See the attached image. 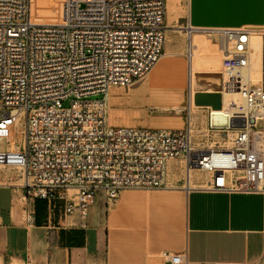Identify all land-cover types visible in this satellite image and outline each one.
<instances>
[{
    "label": "built area",
    "instance_id": "1",
    "mask_svg": "<svg viewBox=\"0 0 264 264\" xmlns=\"http://www.w3.org/2000/svg\"><path fill=\"white\" fill-rule=\"evenodd\" d=\"M166 2L64 0L57 23L35 24L30 0H0V140L8 141L23 115V146L7 147L0 165L19 172L27 198L57 196L67 202L68 214L85 219L97 192L114 203L123 190L165 187L170 160L183 161L185 176L203 172L205 191L264 196V26L209 32L221 54L218 93L233 98L218 114L227 126L208 128L236 131L230 148L196 147L189 125H109L107 91L133 86L163 55ZM256 29L262 40L259 82L252 80ZM98 95L101 100H86ZM220 110H209L208 117ZM162 257L170 264H227L191 262L186 254Z\"/></svg>",
    "mask_w": 264,
    "mask_h": 264
},
{
    "label": "crops",
    "instance_id": "2",
    "mask_svg": "<svg viewBox=\"0 0 264 264\" xmlns=\"http://www.w3.org/2000/svg\"><path fill=\"white\" fill-rule=\"evenodd\" d=\"M182 4L167 0L166 29L175 26ZM185 19L188 31L209 37L213 30L259 28L264 0H186ZM173 44L170 51L180 57ZM173 161L181 160L168 161L167 185L175 181L166 177ZM0 179V264H170L164 253L186 254L191 262L264 264L261 194L205 191L199 178L196 188L123 190L114 203L105 201L106 217L101 211L100 220L89 221L68 214L57 196L27 198L20 178L0 170Z\"/></svg>",
    "mask_w": 264,
    "mask_h": 264
},
{
    "label": "bare ground",
    "instance_id": "3",
    "mask_svg": "<svg viewBox=\"0 0 264 264\" xmlns=\"http://www.w3.org/2000/svg\"><path fill=\"white\" fill-rule=\"evenodd\" d=\"M60 0H30V19L32 23L35 24H55L58 22L60 13H62ZM40 16L49 18L48 21L40 19ZM52 16L56 18L54 21ZM170 25V23H169ZM258 28V27H257ZM167 30V29H166ZM165 30V32H166ZM251 36V54H252V63H253V82H259L261 76V35L259 30L256 29ZM189 31L188 44L186 46V56H191V59L187 58V65L185 62H179L178 60L172 58L173 55L170 50L173 43L177 39L176 35H173V31L166 32V53L161 56L159 61L156 63V67L147 75L139 86L133 88L128 94L116 89H109L106 94V110L108 114V122L111 126L119 127H145L150 126L157 129H181L183 128L182 122L174 119H150L145 111L147 103H150L155 109H160L166 111L168 107L176 106L181 104V101L185 95V84L186 78L189 85V97L186 105L182 109H175L176 114H181L184 111L187 112V126H192V122H195L197 118L192 114L194 109H202V106H196L194 103L195 94L199 91L194 92L193 86H198L199 80H196V75L198 72H207L208 74L218 73L217 66L220 67L221 55L219 51L214 50L212 53L215 54L210 58H207V61L198 60L196 50H199V46L191 41ZM187 34V35H188ZM186 36V35H185ZM213 36V35H212ZM216 39V37H213ZM175 47V46H174ZM217 57V60L215 59ZM203 61V62H201ZM218 67V68H219ZM205 93H211V91H206ZM233 98L232 96L223 95L221 97V106L223 104L224 108L227 105L229 99ZM122 103H127L129 106V112L124 113L120 112L119 107ZM150 110H153L152 108ZM205 110H212L211 107H207ZM207 111V112H208ZM220 111L213 112L212 116L209 118L203 117L201 122L204 128L208 132V127L212 128H222L226 127V117L219 114ZM147 127V128H150ZM21 128L23 130V115L19 114L15 119V125L13 127V134L11 133L8 137L9 149L17 150V144L20 142L23 144V139L21 136ZM204 130V129H203ZM218 134V140L215 142V146L220 144V146L225 148H230L232 146L233 136L236 131H226L225 133H220L219 131H213ZM215 136V135H214ZM226 138H225V137ZM225 138V139H224ZM197 139V138H196ZM194 145L198 148H214L213 144L207 145L204 147L200 146L194 141ZM198 145V146H197ZM183 162V161H182ZM2 168H7L1 166ZM173 168V169H172ZM0 170H2L0 168ZM166 177L168 181L184 179L189 180V187L196 188L195 181L201 177V173L198 170H193L190 172L189 177L185 176V167L184 163L179 161H173L171 168L167 167ZM203 184L200 183L199 187ZM132 191H141V190H132Z\"/></svg>",
    "mask_w": 264,
    "mask_h": 264
},
{
    "label": "rangeland",
    "instance_id": "4",
    "mask_svg": "<svg viewBox=\"0 0 264 264\" xmlns=\"http://www.w3.org/2000/svg\"><path fill=\"white\" fill-rule=\"evenodd\" d=\"M61 1V5L63 4L64 0H60ZM62 7V6H61ZM185 8H186V0H183V4L182 6H180L176 13H175V17H177L176 19V23L175 26L173 27H168L167 30H171L174 32L173 35L177 36V39L175 40V43L181 47V53L182 55H173L174 59L178 60L179 62H185V64L187 65V61L185 60L186 57V46L188 44V39H186V37L189 36V31L187 28V24H186V19H185ZM62 9V8H61ZM41 20L44 21H48L49 18H44L42 16H40ZM52 19L55 21L56 18L52 16ZM61 19V13L60 16L58 18V21ZM186 31H188L186 34H184ZM188 34V35H187ZM186 35V36H185ZM190 39L192 42H194L195 44H197L199 46V50L195 51V54L197 53L198 55V60H203V61H207V58H210L211 56L215 55L212 52L215 50V45H216V39H213V36L209 37L208 35L205 34H199V33H191L190 34ZM187 42V44H186ZM217 51V50H216ZM221 55V54H219ZM215 59L217 60V57H215ZM201 61V62H203ZM221 62V60H220ZM219 62V63H220ZM157 65V64H156ZM156 65L152 68V70L156 67ZM219 65L217 66V72L220 71V67ZM151 70V71H152ZM150 71V72H151ZM149 72V73H150ZM208 72V71H207ZM207 72H198L199 74L196 75V80L200 77L202 78H207V80L209 82H212L213 84H215L219 78L218 73L216 74H208ZM147 73L139 82H137L136 84H134L133 86L130 87H125V88H119V87H112L110 89H116L119 90L121 92H123L124 94H128L129 92H131V90L137 86H139V84H141L143 82V80L147 77V75L149 74ZM198 86H193V91H199L200 93H205L206 91H212L211 93L217 92L215 87L213 85H210L205 83L203 80H201L199 83H197ZM214 90V92H213ZM188 97H189V85L187 82V78H186V84H185V95L183 100L181 101V104L176 105V106H171L168 107L166 111H162L160 109H155L150 103H147L146 105V109L145 111L147 112V115L149 116L150 119H174V120H178L179 122H182V124L184 125L183 128H186V124H187V112L184 111L181 114H176L174 111L175 109H182L184 108V106L186 105L187 101H188ZM102 96L98 95V96H93V97H89L86 100H101ZM105 101H106V96H105ZM69 103H64V107H68ZM153 110H150V109ZM119 111L120 112H124L127 113L129 112V106L127 103H122L121 106L119 107ZM205 109H194L192 110V114H194V116L197 118V120L195 122H192V126H191V134L193 137V140L199 144L200 146L204 147L210 144H213V146H215V142H217L218 140V134L214 133L212 130H210L208 128V132H206L207 130L204 128L201 119L203 117L207 118L209 111ZM107 118H108V114H107ZM109 123V122H108ZM110 125V124H109ZM111 126V125H110ZM112 127H119V126H112ZM150 126H145V127H131V128H147ZM152 128V127H150ZM157 128V127H156ZM204 129V130H203ZM22 128H21V135H22ZM14 133V132H13ZM12 133V134H13ZM215 135V136H214ZM235 137V135L233 136V138ZM197 138V139H196ZM17 148H21L23 146L22 143H18L17 144ZM198 146V145H197ZM8 147V141L6 139L0 140V153H4L6 152ZM181 162V161H179ZM183 163V162H181ZM2 171L5 172L6 176H11L13 178H20V174L18 171L12 169V168H2ZM201 173V183L204 182L206 180V175L203 172ZM0 182L1 179H0ZM18 183L20 184L21 181H18ZM185 185V180L183 179H177L175 181H173V183L168 184L165 183V187L164 188H169V187H175V186H184ZM132 191V190H130ZM73 191H69V195L73 194ZM111 204V202H110ZM107 209V207L105 206V196L102 192H97L94 196V204L92 207H89L88 212H87V217L88 220H100L101 219V211L103 212L104 217H106V212L105 210Z\"/></svg>",
    "mask_w": 264,
    "mask_h": 264
},
{
    "label": "water",
    "instance_id": "5",
    "mask_svg": "<svg viewBox=\"0 0 264 264\" xmlns=\"http://www.w3.org/2000/svg\"><path fill=\"white\" fill-rule=\"evenodd\" d=\"M197 80L201 81L202 78H198ZM207 83L213 85L217 92L214 93H196L194 98V103L196 106L202 107H211L212 110H220L221 109V94L218 93L220 90V79L218 78L217 82L213 84L205 80Z\"/></svg>",
    "mask_w": 264,
    "mask_h": 264
}]
</instances>
